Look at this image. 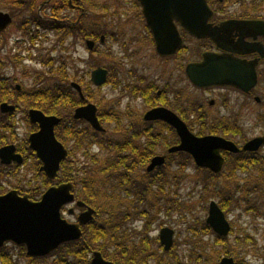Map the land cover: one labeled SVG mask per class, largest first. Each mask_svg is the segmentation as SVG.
I'll return each instance as SVG.
<instances>
[{
	"label": "flooded vegetation",
	"instance_id": "flooded-vegetation-1",
	"mask_svg": "<svg viewBox=\"0 0 264 264\" xmlns=\"http://www.w3.org/2000/svg\"><path fill=\"white\" fill-rule=\"evenodd\" d=\"M32 1L35 3L37 0H9L10 4L14 7L23 6L27 8H33ZM59 1V5L54 7L52 6L51 15L44 14V10L48 7L51 0H39L35 10L20 19L17 18L15 22L19 23L21 25L20 28H22L23 31H25L30 37V43L24 47L25 50H28L26 55L23 52H16L13 55L17 63L26 60V58L33 59V57L30 56L31 51L34 47H36V45H38L37 42H40L41 39L44 38L45 28H48L50 23L59 22L63 24L64 27H67L68 25L75 26L77 22L81 21L84 9L81 8L80 3H82L83 0ZM205 1L211 11V16L209 17L207 24L199 29L197 35L191 33L188 27L184 24L174 20L175 30L177 31L179 37V44L176 46L173 53L169 55H162L157 51L156 41L143 14L141 1H122V6L136 7L138 9L139 15L137 18L146 29L148 40L153 46L157 57L165 62H171V72L169 78L161 86L148 79L146 76L138 74V68H129L126 71V74L131 76L134 82L126 80L114 81L113 79L109 81V71L102 64H96L95 66L90 65L91 69L88 71V103H93L91 99L92 88L99 90L101 86L110 82L115 83V85L120 83V86L126 90L125 93L128 97L133 96L146 106L145 110L141 111V114V112H136L133 105L130 106L131 101L128 102L120 113L115 114L120 121V126L116 131L117 135L110 136L118 137L119 154L122 153L124 156L132 158L129 166L137 168L136 173L131 176H127L129 180H132L134 177L140 181H147V178L149 181L160 179L158 182L160 188L157 187V185H153V192L155 195L151 196V198H156L154 202L151 201L153 206L151 208L148 206V210L151 215L135 217V219L131 222V227L136 230L140 239H143L148 243V247L150 249L148 250V254L145 256L147 259L143 264H180L178 256L173 253L174 229L171 228L170 225L164 223L166 221L162 218L163 213L161 211L172 212L174 208L172 205L173 201H175L176 205L180 204L179 207H177L180 208L182 205L181 199L178 194H175L173 197H169V202H159L160 198L163 199L167 197V195L162 194L164 187L161 184L166 178L169 179L171 176L169 173H172L175 179H179L183 177L181 173H183L184 170L193 168V170H198L201 174H203V180L219 181L224 177L227 169V175L230 177L234 175L236 170L246 171L253 165H260L261 170L264 171V0ZM58 7H67L71 10L79 9L80 14L74 20L69 17L65 18L55 14V11H58L55 9ZM2 8L3 7L0 6V12L8 14L10 22L0 30V33L10 26L15 18L13 13L11 14L9 11L2 10ZM133 23L134 22L122 24L120 30L118 29L119 33L128 29L134 30L135 28ZM113 35L114 32L104 34L103 30L98 28L96 30L88 29V40L92 42V47H87V45L86 47L90 54L95 53L97 49L100 50L102 45L109 38L114 37ZM168 36H170L167 41L170 46L169 49H172L175 43V36H173L172 32L168 33ZM86 40L87 39H85V41ZM132 42H135L134 38H127V40L121 42L123 44L122 47L125 57L131 55L128 53V47ZM110 49L111 48H109V50ZM192 63L199 65L200 77L204 78L213 76L216 73L220 80L216 83L210 84H194L190 80L188 74V65ZM97 67L105 68L107 71L106 81L101 85H95L90 78L92 70ZM217 67L218 69L216 71ZM174 73L175 78H181L175 80V78H173ZM0 77V83H6L8 86L12 87L11 97L8 100L0 102V105L5 102L14 106V108L10 111L3 112L0 109V113L6 114V118L9 120V129H5V133L16 129V126L19 123L16 119V115L21 109H23L24 112V120H27L30 124L28 126L26 139H21L17 133L11 132L13 140L11 142H8V140L0 145V148L12 145L14 147V154L20 155L22 158L21 161L18 162L14 159H10L8 163H4L0 158V167L7 169L4 173L11 175L13 170L31 163L35 166L36 171L38 170V172L44 174V171L40 170L42 162L36 155L35 151L30 148L28 140L30 134L38 131L39 129V123L32 122L30 120L29 110L41 109L37 107L22 106L21 102L23 100H28L29 93H24L22 85L14 83L12 76L0 74ZM189 88L198 92L197 98H192ZM93 104L97 108L96 115L100 125L102 126L101 122H105L100 119L102 111H98L97 105L95 103ZM155 108H165L169 110L176 117H178L195 136L222 138L233 143L236 150L233 151L224 148L219 149V154L223 161L218 171H214L206 165L203 166L197 164L193 155L187 151L178 150L170 152L169 149L171 147L180 144V136L178 135L175 127L170 123L162 119L144 118L147 111ZM112 111L114 110L112 109ZM252 118L254 119L255 125L261 120L262 124L260 125V128L262 129V132L254 136L246 137V131L248 129V125H250L249 121ZM194 119L197 121V131H195L193 127V123H195ZM122 121H125L124 126L122 125ZM61 122L62 118L54 126V132L55 127ZM88 127L95 132L106 134L107 138L105 139L110 140L104 126H102L103 130H98L88 122ZM152 131L157 135V137L152 135L149 137L148 134H152ZM150 138L153 139V142ZM255 138H262V143L256 149H245L244 146ZM90 141H95L90 144L91 151H93V145L98 146V149L101 148L98 143H96L97 140L90 139ZM128 141H131V143L128 144ZM131 145L133 147H131ZM103 151L107 152L105 149H102V152ZM157 156L163 157V161L153 165V167L149 169V165L151 164L153 158ZM53 183L55 182L53 181L51 184ZM34 187L35 186L32 188ZM36 187H38V185ZM156 188L158 189L155 190ZM12 189L17 190L19 195H29L31 199H37L36 197L39 195L41 196L42 194L41 193L36 197L32 196L33 193L30 191L32 193L31 194L24 189L22 184H17ZM9 190L2 191L0 195ZM158 193L160 194L158 195ZM211 201L212 200H210V202ZM226 204L227 202L224 201L220 203V206L217 203L221 210L227 208ZM88 206L93 208L90 205ZM76 209L78 210L77 214ZM83 210V208L74 207L71 213L69 212V209L67 211L72 216L77 218L79 213ZM137 211L141 212L143 210L138 209ZM95 212L96 210L94 209V213L92 215L93 217L88 222V225L94 220L96 215ZM134 222H140V226H135L133 224ZM207 226L219 240L225 237L217 234L209 224ZM155 227L160 228L157 235L152 233ZM163 228H169L173 232L172 243L169 248H165V244L162 243L160 238L161 230ZM213 241L215 242L216 240ZM66 242L59 244L45 256L27 255L26 247L24 245L15 244L14 242L12 243L22 246L25 250V255L30 259V264H33L35 261H39V259H48L53 257L54 251ZM4 245H2V247ZM2 247H0V250ZM94 251L89 254L88 264H90ZM235 255L240 257V251ZM223 257L231 258L234 264H242L241 260L239 261V258L236 261L232 255H223ZM173 258H176V263L169 261V259ZM220 259H222V257ZM0 264H2L1 257Z\"/></svg>",
	"mask_w": 264,
	"mask_h": 264
},
{
	"label": "rangeland",
	"instance_id": "rangeland-1",
	"mask_svg": "<svg viewBox=\"0 0 264 264\" xmlns=\"http://www.w3.org/2000/svg\"><path fill=\"white\" fill-rule=\"evenodd\" d=\"M122 1L83 0L80 3L81 8L84 9L80 22L85 28L90 30L98 28L103 30L104 34L114 32V37L109 38L95 53L90 54L88 51L85 37L67 33L66 29V33H63L65 30L45 28L44 38L37 42L38 45L31 51L30 56L33 59L26 58V60L17 63L13 55L16 52H23L26 55L28 50H25L24 47L30 43V37L15 21L35 10L39 0L35 3L32 1L33 8L14 7L9 0H0L2 10L9 11L15 16L13 23L0 33V74L12 76L14 83L22 85L24 93H30L54 79L56 75L54 68L58 65L57 62L62 60L69 66L68 83L70 85L72 82L78 83L82 93L84 87L79 83L78 78L84 74H87L88 77L90 65L95 66L96 64H102L108 69L109 81L113 79L114 81L134 82L132 77L126 74V71L129 68H138V74L146 76L161 86L169 78L171 62H165L157 57L148 40L146 29L137 18L138 9L124 7ZM59 3V0H51L48 7L45 8L44 14L51 15L52 6H57ZM55 10H58L55 11L56 15L69 17L72 20L80 14L79 9L71 10L67 7H58ZM130 22H134L135 29L119 33L121 25ZM127 38H134L135 42H132L128 47V53L131 55L125 57L121 42ZM109 48L111 49L109 50ZM49 60H51L50 65L47 64ZM173 78H175V73ZM179 78L181 77H176L175 80ZM189 91L192 98L198 97L197 91L191 88ZM125 92L126 90L120 86V83L115 85V83L108 82L99 90L92 88L91 99L97 105L98 111L112 116L111 120L101 122L109 136L117 135L116 122L119 119L115 114L120 113L128 102L131 101L130 106L133 105L136 112L140 113L146 108L142 102L133 96L128 97ZM21 104L28 107L27 100H23ZM73 109L62 106L58 112L60 117H63L66 114H72ZM23 114V109L17 112L16 119L19 123L16 129L7 133L3 130L0 131L4 132L5 136V139L0 141V145L8 140V142L13 140L11 132L17 133L21 139H26L30 124L24 120ZM253 118L249 121L246 137L262 132L261 120L255 125ZM194 120L193 127L197 131V121ZM124 122L122 121L123 126ZM92 150L101 159L107 156V152H102L96 145H93ZM79 160H83L82 157H79ZM92 164L93 162L89 161L88 171L90 173H93ZM0 170V191L12 189L17 184H22L25 189L41 184V176L31 163L13 170V175L4 173L7 169L2 167ZM227 174L228 169L219 181L203 180V174L189 168L181 173L183 177L179 179H175L173 174L169 173L171 175L168 176L169 179L166 178L161 184L164 187L162 194L167 197L160 198V203L169 202V197H173L175 194L179 195L182 202L181 207L172 212L161 211L162 218L166 221L164 223L174 229L173 253L178 256L180 264H219L223 255L231 256L232 252H228V250L232 249L236 253L240 251L241 259L239 257V261L241 260L242 264H264V171L261 170L260 165H253L246 171L236 170L231 177ZM26 180L31 181L26 185ZM154 200L155 198H151V201L154 202ZM210 200H214L219 206L222 201L227 202V208L222 209L231 227L230 233L224 237L226 240L224 246L227 249L213 241L217 237L210 229L202 231L197 227L199 225L204 228L205 225H208L206 217ZM71 206H74V203L62 210V217L69 222H75L76 217L68 215L66 212L67 208ZM77 212L76 209V214ZM133 224L140 226V222ZM192 226L196 228L194 229ZM159 229V227H155L152 233L157 235ZM2 248L4 252L12 255L13 262L16 264H30V259L25 255L22 246L7 242ZM203 248L206 258L201 253L203 260H197V255ZM232 257L237 261L236 255H232ZM169 261L176 263V258L169 259ZM50 262L51 258H48L44 263L35 261L33 264H50Z\"/></svg>",
	"mask_w": 264,
	"mask_h": 264
},
{
	"label": "water",
	"instance_id": "water-1",
	"mask_svg": "<svg viewBox=\"0 0 264 264\" xmlns=\"http://www.w3.org/2000/svg\"><path fill=\"white\" fill-rule=\"evenodd\" d=\"M143 14L147 24L151 28L156 41L157 51L162 55L173 53L179 44L178 33L175 30L174 20L179 21L188 27L193 34H198L199 29L207 24L211 11L205 0H140ZM10 22L8 14L0 12V30ZM175 36V43L169 49L168 33ZM87 47H92V42L86 40ZM218 67L216 68L217 71ZM188 74L190 80L196 84L216 83L220 80L215 73L213 76L200 77L199 65L189 64ZM91 81L95 85H101L106 81L107 71L105 68L97 67L91 72ZM81 99H84L81 87L78 83L72 82ZM14 106L7 103L0 105L1 111H10ZM97 108L93 103H85L74 109L75 119H84L95 129L103 130L96 115ZM29 117L32 122L39 123L38 131L29 136V146L33 149L42 162L40 170L44 171L49 179H54L57 175L61 161L67 155V149L56 138L54 126L60 121L55 115H46L41 110L30 109ZM145 119H162L173 125L180 136L179 145L173 146L169 151L184 150L191 153L197 164L208 166L214 171H218L222 164V157L219 149L236 150L230 141L219 137H197L192 134L187 126L173 113L165 108H155L146 112ZM262 138H255L249 141L244 148L256 149ZM0 158L4 163L10 159L18 162L21 156L14 154V147L8 145L0 148ZM163 157H154L149 169L153 165L161 163ZM71 182H62L49 186L39 200H30L27 195H19L15 189L0 195V247L6 241L16 244H24L27 255L42 256L55 249L59 244L80 238L81 226L87 224L94 213V209L86 206L81 201H75L78 207H85L77 217V222H69L62 217L61 208L74 201ZM73 208H69L71 213ZM208 217L206 222L213 230L222 236L229 233L230 225L223 211L215 201L209 203ZM172 230L163 228L160 238L165 248H169L172 243ZM90 264H114L112 261L103 258L99 251H94ZM220 264H234L229 257H223Z\"/></svg>",
	"mask_w": 264,
	"mask_h": 264
},
{
	"label": "trees",
	"instance_id": "trees-1",
	"mask_svg": "<svg viewBox=\"0 0 264 264\" xmlns=\"http://www.w3.org/2000/svg\"><path fill=\"white\" fill-rule=\"evenodd\" d=\"M48 28L57 30L67 28V33L88 38V29L83 26L82 22L67 27L59 22H53L48 25ZM66 30L63 33H66ZM49 63L51 60L47 64ZM57 64L54 68V72H56L54 79L47 85L30 92L27 104L28 107H37L46 114L60 116L58 112L60 107L65 106L73 109L82 101L78 92L67 81L69 75L67 62L60 60ZM78 81L84 87L83 94L85 101H88L87 74L80 76ZM11 90L12 87L8 84L0 83V102L11 97ZM6 117V114L0 113V131L9 129V120ZM61 118L62 122L55 127V135L67 148L68 154L60 163L54 181L58 183L72 182L76 199L92 206L96 210V215L91 224L83 226L82 235L78 240L66 242L54 251L50 264H88L89 254L94 250L100 251L104 258L115 264L145 263L147 259L145 256L150 250L148 243L140 239L136 230L131 227V222L135 217L151 215L148 206L150 208L153 206L150 200L151 196L155 195L153 185L159 187L160 179H150L151 182L147 178V182L134 177L129 180L127 176L136 173L137 168L129 166L132 158L124 156L122 153L119 154L118 137L109 136L110 140L105 139L107 138L106 134L95 132L88 127L86 121L73 119L72 114H66ZM111 118V115H106L103 112L100 114L101 121L111 120ZM116 125L117 131L120 121L116 122ZM148 135L157 137L153 131ZM4 137V132H0L1 142ZM90 139L97 140L96 143L101 147V150H107L106 157L101 159L96 152L90 150V144L95 142ZM150 140L153 139L150 138ZM129 143L131 141H128ZM131 147L133 146L131 145ZM79 157H82L83 160H79ZM89 161L93 162L91 166L93 173L88 171ZM37 173L41 176V184L36 188H26L35 197L52 183L43 173L38 170ZM29 181L27 180L26 185L29 184ZM172 205L174 210L178 209L180 204L176 205L173 201ZM138 209L143 211L139 212ZM197 227L199 230L210 229L207 225L204 228L199 225ZM215 242L227 249L224 246L225 238L220 240L217 238ZM203 250L204 248L198 253L197 260H203L201 253L206 258ZM228 252H232L231 255L236 254L233 249ZM0 257L2 264H16L13 262L11 254L4 252L3 248L0 250ZM236 257L239 258L237 255ZM47 260L46 258L39 259L41 263Z\"/></svg>",
	"mask_w": 264,
	"mask_h": 264
}]
</instances>
